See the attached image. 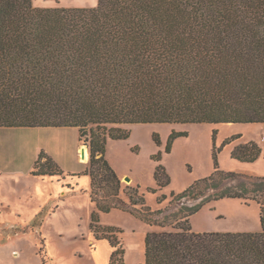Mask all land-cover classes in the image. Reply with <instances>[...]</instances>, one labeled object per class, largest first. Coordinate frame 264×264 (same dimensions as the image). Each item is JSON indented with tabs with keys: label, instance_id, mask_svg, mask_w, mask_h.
<instances>
[{
	"label": "trees",
	"instance_id": "16d2710c",
	"mask_svg": "<svg viewBox=\"0 0 264 264\" xmlns=\"http://www.w3.org/2000/svg\"><path fill=\"white\" fill-rule=\"evenodd\" d=\"M203 122L264 123V0H99L94 7L0 0V127H77L89 143L83 174L100 211L125 208L105 154L108 137L127 138L125 124ZM178 135L187 132L172 139ZM263 151L251 141L232 156L254 162ZM33 174L64 170L42 151ZM155 177L170 181L163 166ZM137 193L127 208L145 202ZM226 197L256 201L261 230L195 231L190 217ZM139 214L160 227L146 236L145 264H264L263 176L216 163L208 177L172 193L166 208L143 205ZM106 230L97 238L114 248L109 264H125L116 228Z\"/></svg>",
	"mask_w": 264,
	"mask_h": 264
},
{
	"label": "rangeland",
	"instance_id": "374dc122",
	"mask_svg": "<svg viewBox=\"0 0 264 264\" xmlns=\"http://www.w3.org/2000/svg\"><path fill=\"white\" fill-rule=\"evenodd\" d=\"M35 6L94 7L99 0H33ZM127 138L108 137L106 158L121 178L125 208L100 211L91 196L88 141L77 127H0V264H109L114 248L106 227L125 249V264H145L146 236L160 230L144 220L143 205L164 209L181 193L216 169L264 177V151L254 162L232 156L251 141L264 150V123L125 124ZM187 132L185 136L173 133ZM239 135V136H238ZM229 140V142H227ZM88 157L82 159L81 146ZM53 157L64 174L35 175L41 152ZM216 155V156H215ZM163 166L170 178L155 177ZM38 169V167L36 168ZM145 202L131 205V191ZM166 195V198L162 199ZM98 230L92 228L94 216ZM198 232L260 231V206L226 197L204 204L190 217Z\"/></svg>",
	"mask_w": 264,
	"mask_h": 264
},
{
	"label": "water",
	"instance_id": "95a60500",
	"mask_svg": "<svg viewBox=\"0 0 264 264\" xmlns=\"http://www.w3.org/2000/svg\"><path fill=\"white\" fill-rule=\"evenodd\" d=\"M85 148H86V146L84 145L82 148V158H85V156H86Z\"/></svg>",
	"mask_w": 264,
	"mask_h": 264
},
{
	"label": "bare ground",
	"instance_id": "6f19581e",
	"mask_svg": "<svg viewBox=\"0 0 264 264\" xmlns=\"http://www.w3.org/2000/svg\"><path fill=\"white\" fill-rule=\"evenodd\" d=\"M82 148H83V146H81V151H82ZM85 152H86V156H85V158H82L84 161H86V159H87V157H88V151H87V148H85Z\"/></svg>",
	"mask_w": 264,
	"mask_h": 264
},
{
	"label": "built area",
	"instance_id": "2783aa9c",
	"mask_svg": "<svg viewBox=\"0 0 264 264\" xmlns=\"http://www.w3.org/2000/svg\"><path fill=\"white\" fill-rule=\"evenodd\" d=\"M263 140H264V136H263Z\"/></svg>",
	"mask_w": 264,
	"mask_h": 264
},
{
	"label": "crops",
	"instance_id": "0c3cea01",
	"mask_svg": "<svg viewBox=\"0 0 264 264\" xmlns=\"http://www.w3.org/2000/svg\"><path fill=\"white\" fill-rule=\"evenodd\" d=\"M263 140V139H262Z\"/></svg>",
	"mask_w": 264,
	"mask_h": 264
}]
</instances>
